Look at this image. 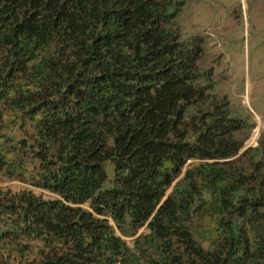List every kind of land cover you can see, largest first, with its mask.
I'll return each mask as SVG.
<instances>
[{
  "label": "trees",
  "instance_id": "trees-1",
  "mask_svg": "<svg viewBox=\"0 0 264 264\" xmlns=\"http://www.w3.org/2000/svg\"><path fill=\"white\" fill-rule=\"evenodd\" d=\"M183 3L0 0V171L51 194L0 189V264H264V196L244 186L264 177L229 159L236 122L193 113L208 94ZM110 220L148 232L129 247Z\"/></svg>",
  "mask_w": 264,
  "mask_h": 264
},
{
  "label": "rangeland",
  "instance_id": "rangeland-1",
  "mask_svg": "<svg viewBox=\"0 0 264 264\" xmlns=\"http://www.w3.org/2000/svg\"><path fill=\"white\" fill-rule=\"evenodd\" d=\"M182 1L176 25L182 40L199 47L198 84L208 94L202 106L193 108V113L199 121L209 113L236 122L233 138L240 148L234 157L244 154L242 161L252 176L264 177V0ZM9 120L5 116L4 123H0V135L15 125ZM13 132L16 137L20 135ZM201 161L189 160L186 165ZM106 169L111 177L112 166L107 165ZM244 186L254 196H264L261 182L250 179ZM6 188L14 192L30 189L43 197L51 195L0 171V189ZM110 223L114 233L129 247L140 234L148 232L145 225L120 229L112 220ZM191 230L204 249L213 248L214 241L221 236L217 219L204 213L195 215ZM249 236L254 239L253 233Z\"/></svg>",
  "mask_w": 264,
  "mask_h": 264
},
{
  "label": "clouds",
  "instance_id": "clouds-1",
  "mask_svg": "<svg viewBox=\"0 0 264 264\" xmlns=\"http://www.w3.org/2000/svg\"><path fill=\"white\" fill-rule=\"evenodd\" d=\"M239 148H240V147H239ZM237 153H238V151H237ZM234 156H235V155H234ZM234 156H233V157H234ZM237 157H238V156H237ZM234 158H235V157H234ZM234 158L231 157V158H229V159L234 160ZM207 161H212V160H209V159H208Z\"/></svg>",
  "mask_w": 264,
  "mask_h": 264
}]
</instances>
